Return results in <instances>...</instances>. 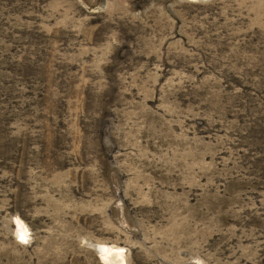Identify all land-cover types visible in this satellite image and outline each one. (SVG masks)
I'll use <instances>...</instances> for the list:
<instances>
[{
    "label": "rangeland",
    "instance_id": "374dc122",
    "mask_svg": "<svg viewBox=\"0 0 264 264\" xmlns=\"http://www.w3.org/2000/svg\"><path fill=\"white\" fill-rule=\"evenodd\" d=\"M264 264V0H0V264Z\"/></svg>",
    "mask_w": 264,
    "mask_h": 264
},
{
    "label": "clouds",
    "instance_id": "9594fccd",
    "mask_svg": "<svg viewBox=\"0 0 264 264\" xmlns=\"http://www.w3.org/2000/svg\"><path fill=\"white\" fill-rule=\"evenodd\" d=\"M197 264H199V261H197Z\"/></svg>",
    "mask_w": 264,
    "mask_h": 264
}]
</instances>
